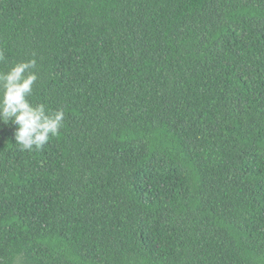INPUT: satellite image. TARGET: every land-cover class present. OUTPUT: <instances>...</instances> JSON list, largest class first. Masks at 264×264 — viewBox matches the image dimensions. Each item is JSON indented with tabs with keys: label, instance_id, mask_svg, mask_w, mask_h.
I'll return each mask as SVG.
<instances>
[{
	"label": "trees",
	"instance_id": "1",
	"mask_svg": "<svg viewBox=\"0 0 264 264\" xmlns=\"http://www.w3.org/2000/svg\"><path fill=\"white\" fill-rule=\"evenodd\" d=\"M63 112L0 123V264H264V0H0V73Z\"/></svg>",
	"mask_w": 264,
	"mask_h": 264
},
{
	"label": "clouds",
	"instance_id": "2",
	"mask_svg": "<svg viewBox=\"0 0 264 264\" xmlns=\"http://www.w3.org/2000/svg\"><path fill=\"white\" fill-rule=\"evenodd\" d=\"M34 61L20 63L0 73V123L15 126L14 141L20 151H39L58 134L63 112H47L43 104L33 106L28 97L37 77L28 70Z\"/></svg>",
	"mask_w": 264,
	"mask_h": 264
}]
</instances>
